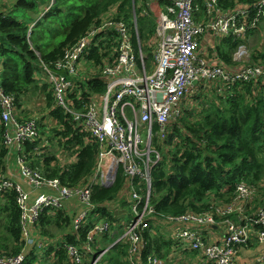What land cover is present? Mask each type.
<instances>
[{
	"label": "trees",
	"instance_id": "trees-1",
	"mask_svg": "<svg viewBox=\"0 0 264 264\" xmlns=\"http://www.w3.org/2000/svg\"><path fill=\"white\" fill-rule=\"evenodd\" d=\"M155 1L161 6L167 4L166 0H55L50 6L51 0H15L11 7L0 11V88L15 97L17 113L18 108H24V100L29 93L44 94L51 119L63 128L62 131L53 129L55 136L51 142L59 139L60 146L70 152V157H76L74 162L62 166L56 155H39L37 146H41L40 136L27 143L30 165L42 171L47 178H57L69 188L86 187L96 174L101 147L91 133H81L72 117L56 104L52 85L48 81L41 84L37 79L39 70L42 68L44 73V64L54 68L53 64L63 58L65 50L75 45L90 32L92 26L96 27L103 19L123 20L133 26L134 8L140 38L150 65L158 42H153L150 47L148 45L153 41L156 19L154 15L143 16L142 13L148 9L149 3ZM260 1L219 0L218 6L211 9V16L252 9ZM198 4L200 10L197 15L200 18L204 7L202 1L199 0ZM115 8L117 10H113ZM255 17H250L247 26L253 23ZM259 19L256 31L250 34H258L263 48L253 53L250 63L244 65L241 64L243 62L235 61L233 55L239 42L234 37L221 38L209 30L201 38L199 47V51L206 54L204 60L226 71H239L253 65H259L264 70V18ZM32 23L35 26L28 38ZM248 42L245 44L246 49L250 47ZM93 47L90 54L85 55L84 64L95 67L97 75L84 81L81 78H69L72 83H77L76 90L69 94L70 101L77 109H82L93 95L105 92L106 80L101 68L108 65L107 60L112 62L113 52H117L109 39L100 48ZM135 48L138 51L137 43ZM40 80H47V77H41ZM216 82L219 88L215 94H208L209 88L202 87L206 83L204 80L196 82L191 95L182 103L181 117L169 123L163 142L155 140L163 159L152 169L151 206L157 214L156 217L148 218L152 223L151 230L143 231L148 245L144 247L142 243L140 246L136 257L140 263L148 255H155L164 264L184 262L183 255L199 256L198 252L176 238L179 227L168 224L166 216L197 215L209 210L211 204H227L232 199L235 185L241 180L259 186V196H264V186H260L264 180V74L250 82ZM79 92L81 96L77 100ZM193 97L204 98L200 101V108L197 109L192 103ZM189 107L192 109H187ZM31 116V113H26L19 118L38 121ZM154 130H159V126L155 125ZM2 133L0 117V178L4 176L18 184L12 178L9 152L3 145ZM45 150L42 148V151ZM127 180L120 168L110 187H93L94 209L89 213L88 223H83L80 230L75 229L78 210L80 213V208L74 207L76 204L56 211L47 210L33 233L37 240L44 238L42 241L51 243V246L48 249L35 248L37 245L28 247L25 264H35L37 261L33 249L41 250L42 253L45 249L52 264H75L63 245L83 248L90 228L102 222H107L111 229L107 233L95 235L90 250L87 245L85 264H91V260L101 256L106 249L97 264H132L129 238L119 241L129 222L134 220L125 224H121L120 220V208L131 210ZM17 200L15 189L0 192V256H17L25 247ZM115 229H119V233L115 234ZM65 231L67 233L60 240L57 239L58 242L53 239L55 233ZM104 238L111 244L110 248H101ZM41 260L40 255L38 261Z\"/></svg>",
	"mask_w": 264,
	"mask_h": 264
},
{
	"label": "built area",
	"instance_id": "built-area-1",
	"mask_svg": "<svg viewBox=\"0 0 264 264\" xmlns=\"http://www.w3.org/2000/svg\"><path fill=\"white\" fill-rule=\"evenodd\" d=\"M54 1L51 0L52 3ZM166 1L164 6L158 2L149 3L148 9L142 13L143 16L154 15L156 19L158 42L153 50L152 65H148L135 8L133 26L123 20L103 19L75 45L67 48L63 58L53 64L54 68L43 65L55 92L56 104L72 117L81 133H91L100 143L97 171L86 187L69 188L59 179H49L30 165L26 144L39 138L38 121L21 120L15 97L0 88L3 145L9 157L16 155L21 178L29 187L49 191L33 197L31 192L11 179L0 178V192L15 189L18 194L20 225L26 240L19 255L0 256V264H25L28 247L37 245L43 248V242L35 240L33 230L47 210L56 211L69 203L76 204L80 213L75 220V229L80 230L83 223H88L87 215L94 209L93 187H110L120 168L128 179L134 220L129 222L119 241L129 238L132 264H164L155 255H148L143 263L136 260L141 244L144 247L148 245L143 235V231L152 228L148 218L157 214L151 206L152 169L162 156L155 140L163 142L169 123L181 117L182 103L191 95L196 82L214 79L249 82L264 74L259 65L226 71L197 56L201 38L209 30L217 36L239 40V54L235 60L246 58L244 42L251 32L256 31L259 18H264V0L252 9L234 14L219 13L217 16H211V9L218 6L219 0H200L204 7L203 15L207 10L205 17L201 15L200 18L197 15L199 0ZM254 15L253 23L247 26L246 22ZM32 28L28 38L32 35ZM101 39L106 42L109 39L117 51L113 52V61L107 60L108 65L101 68L106 90L103 94L93 95L82 109H77L69 99V94L77 86L69 78L80 77V61L94 42L100 46ZM80 96L81 92L77 94V100ZM155 125L159 130H154ZM259 193L257 186L241 180L235 185L229 203L211 204L209 210L197 215H168L165 220L179 227L176 238L180 242L199 253L202 260L198 264H240L241 254L257 246L264 247V196H259ZM110 229L107 222L97 224L90 228L83 248L71 244H64L63 248L75 264H85L87 245L90 250L95 235L107 233ZM207 238L212 239L211 244ZM101 256L91 260V264H97ZM256 262L264 264V256L257 258Z\"/></svg>",
	"mask_w": 264,
	"mask_h": 264
},
{
	"label": "rangeland",
	"instance_id": "rangeland-1",
	"mask_svg": "<svg viewBox=\"0 0 264 264\" xmlns=\"http://www.w3.org/2000/svg\"><path fill=\"white\" fill-rule=\"evenodd\" d=\"M14 2H15V0H0V11L1 10L5 11L6 8L11 7ZM113 10H117V9L115 8ZM26 20L28 22L32 21V19H26ZM33 24L34 23L31 24L30 28L33 27ZM154 24L156 25V22H154ZM28 35H29V33H28ZM152 40L153 41L148 43L149 47L151 45H153V42L158 40L157 36H156V31H155L154 36L152 37ZM246 42H248V45L250 46L248 49L245 48V50H244V54H245L246 58L243 57V60L242 59L235 60L237 62H243L241 64H244V65H247V63H250L253 53H255V52H257L263 48V45L261 43V39L259 38L258 34L249 35L247 37ZM95 43L96 42H94V44ZM105 43H106V41L101 39L100 45L105 44ZM236 54H239L238 50L236 51ZM236 54H235V56H236ZM205 55L206 54L202 51L197 52L198 59L204 60ZM212 55H214V54L212 53ZM233 57H234V55H233ZM80 63L82 64V68L80 69V72H81L80 77H79V78H81L80 80L84 81L87 79H91V78L95 77V75H97L96 68L91 66V64L85 65L84 59H82L80 61ZM152 64H153V61H151V65ZM36 77H37V79H39V82L41 84H43L44 82L47 83V81H48V79L47 80H40L41 77L46 78V76L42 72V68H41V71L39 70V73L36 75ZM205 82L206 83L202 87L209 88L208 94H210V93L215 94L216 93L215 90H217L219 88L217 82L216 81H205ZM74 90H76V89H74ZM191 99H192V103L194 104V106H196V108L198 109L201 107L200 101H202V99H204V98L202 97V99H201V98L193 97ZM24 101H25L24 102V108L23 107L18 108V110H19L18 116H21V115L25 116L26 113H31L32 118H37L38 123L40 125L39 126V128H40V140H39V142H40L41 146H37L38 151L40 150L39 155H41V156L42 155H49V156L56 155L58 162L62 166H65V165L69 164L70 162H74L76 157H70V152L65 150V148L63 146H60L59 141H58L59 139H56V140H54V142H51L55 136L53 133L55 130H53V129H57L59 131H62L63 128H61L57 124L56 121H53L51 119L50 110L47 108L45 95L42 94L41 92H38V93L31 92V93H29L28 97ZM187 109H192V108L189 107ZM143 133L145 135V130ZM49 135L51 137H49ZM63 142H64V140H63ZM43 145L44 146L46 145V147H42ZM42 148H46V150L42 151ZM41 156H37V157L41 158ZM10 166L13 169H17V166L14 162H11ZM19 182H20L21 186L25 189V191L32 193L33 197L40 194V193H49V191H47L46 189L31 188L23 180H21ZM260 186L261 187L264 186V180L260 183ZM212 192H214V191H212ZM79 204H81V203H79ZM69 205H70V203L68 205H66V207H68ZM72 212H74V211H72ZM119 212H120L121 224L128 223L131 219L134 218V215L129 208L128 209L120 208ZM78 214H79V210H78V213H77L75 220L78 219ZM87 216H89V214ZM115 231H116L115 234L119 233V229H115ZM66 233H67V231H65L61 234L55 233L54 234L55 237H53V239L55 241H57V239L60 240V238ZM211 241H212L211 238H207L208 243L211 244ZM43 244H44L43 247H46L47 249L49 246H51V243H49V242H45V243L43 242ZM95 245L98 246L97 243H95ZM110 245L111 244L102 243L101 248H107ZM35 248H39V247H35ZM106 251H107V249L104 250V254ZM33 252L35 255H37V261L35 262V264H52L53 263V261H51L49 259L50 257L48 258L46 256L45 249L43 250L44 253H42V251L38 250V249H33ZM26 254L28 255L27 250H26ZM40 255L42 257L41 262L38 261V256H40ZM42 255H45V257H43ZM177 256L178 255L175 256V259H176L175 262H177V259H178ZM241 256L242 257H240V260H239L240 264H241V262H244V261H246L247 263L257 264V262H256L257 258L264 256V247H258V246L254 247L249 252H246L245 254H241ZM181 257L184 259V262L179 261V264H182V263L187 264L186 261L190 264H198L197 262H201V260H202L199 256L189 257L188 255H183Z\"/></svg>",
	"mask_w": 264,
	"mask_h": 264
},
{
	"label": "crops",
	"instance_id": "crops-1",
	"mask_svg": "<svg viewBox=\"0 0 264 264\" xmlns=\"http://www.w3.org/2000/svg\"><path fill=\"white\" fill-rule=\"evenodd\" d=\"M157 1H155V2H153V3H156ZM10 163L11 162H14L15 164H16V155L14 154L13 156H11L10 157ZM10 163H9V167L11 168V171H12V178H13V180L16 182V183H18L19 185H21L20 184V182L19 181H21V180H23L22 178H21V175H20V170H19V167L17 166V164H16V166H17V169H13L11 166H10ZM26 184H27V182L25 181V180H23ZM28 185V184H27ZM29 186V185H28ZM41 194V193H40ZM38 237V236H37ZM39 238V237H38ZM36 241H39V240H37V239H35ZM44 241V238H42L41 239V241ZM107 239L106 238H104V239H102V241H101V243H107L108 244V242L106 241ZM42 241V242H43ZM40 242V241H39ZM28 249V248H27ZM41 262V261H40Z\"/></svg>",
	"mask_w": 264,
	"mask_h": 264
},
{
	"label": "clouds",
	"instance_id": "clouds-1",
	"mask_svg": "<svg viewBox=\"0 0 264 264\" xmlns=\"http://www.w3.org/2000/svg\"><path fill=\"white\" fill-rule=\"evenodd\" d=\"M55 3V1L52 3L51 2V4H50V6H52L53 4ZM47 11V10H46ZM35 24V23H34ZM251 35V34H250ZM221 38H229V37H221ZM236 40V39H235ZM238 42H239V40H237ZM247 42L245 41L244 42V45L246 44ZM239 45H240V42L238 43V46H237V49H236V51L238 50V48H239ZM93 46H95V47H101V45L100 46H96V45H92V46H90V48L88 49V51H87V54L89 55L90 54V51L92 50V48H94ZM236 51H235V53H234V59H235V54H236ZM86 57L84 56V59H85ZM208 81H220V82H223L224 80H222V79H214V80H208ZM241 82H244V81H241ZM250 82V81H249ZM256 186V185H255ZM258 189H259V186H258ZM111 247V246H110ZM109 247V248H110ZM102 253H104V251L102 252ZM104 255V254H103ZM102 255V256H103ZM101 256V257H102Z\"/></svg>",
	"mask_w": 264,
	"mask_h": 264
}]
</instances>
